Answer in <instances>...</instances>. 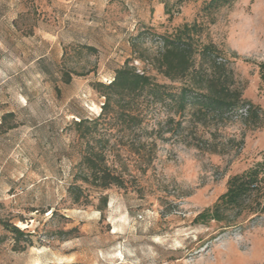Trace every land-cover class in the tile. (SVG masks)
Listing matches in <instances>:
<instances>
[{"label":"rangeland","instance_id":"rangeland-1","mask_svg":"<svg viewBox=\"0 0 264 264\" xmlns=\"http://www.w3.org/2000/svg\"><path fill=\"white\" fill-rule=\"evenodd\" d=\"M167 1L169 13L160 0H0V264H264V125L248 123V106L203 126L189 110L140 99L141 126L113 128L108 144L125 186L83 179L86 143L73 121L100 114L96 83L129 63L174 91L193 85L156 60L162 35L184 25L197 26L199 48L216 47L244 100L264 108V0ZM201 66L211 70L196 55ZM205 140L212 151L196 146ZM249 168L260 189L243 209L197 220Z\"/></svg>","mask_w":264,"mask_h":264},{"label":"trees","instance_id":"trees-1","mask_svg":"<svg viewBox=\"0 0 264 264\" xmlns=\"http://www.w3.org/2000/svg\"><path fill=\"white\" fill-rule=\"evenodd\" d=\"M165 5V11L170 12L167 0H160ZM185 2L187 0H179ZM231 0H210L207 8H219L220 5ZM197 26L184 25L174 33L162 35L163 49L156 57L161 72L172 80L189 77L193 85H184L174 91L171 87L156 82L146 72H139L136 67L127 63L116 69L109 83L97 82L96 88L105 97L101 112L97 117H79L73 123L79 132V137L85 143V151L81 163L85 168L83 179L101 189L112 185L125 186V180L108 164V144L115 127L123 130H134L142 124V116L137 111L136 102L149 99L154 103L171 104L175 113L184 116L191 111V118L203 126L224 122L232 117L231 113L237 108L246 109V120L253 126L264 125V108L250 101L244 100L242 90L236 86L233 75L227 71L226 65L218 61L216 47L212 44L199 48L195 44L194 35ZM196 55L201 56L202 62H209L211 70L196 67ZM264 80V65L261 67ZM68 83L72 76L63 74ZM11 114V113H8ZM8 115L3 116V120ZM177 127L182 128L180 121ZM171 130V129H169ZM198 148L213 150L209 141ZM259 175L257 168H249L242 173L235 174L228 181L227 191L223 193L213 207L200 213L197 220L223 221L224 212L229 208L243 209L248 197L259 191ZM75 202L81 198L78 186L70 188ZM11 230L17 239L26 236L24 230L2 223Z\"/></svg>","mask_w":264,"mask_h":264}]
</instances>
